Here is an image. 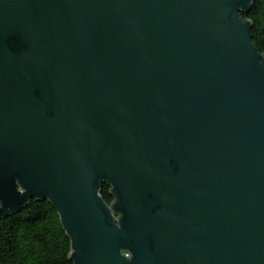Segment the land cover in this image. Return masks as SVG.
<instances>
[{
    "label": "water",
    "instance_id": "water-1",
    "mask_svg": "<svg viewBox=\"0 0 264 264\" xmlns=\"http://www.w3.org/2000/svg\"><path fill=\"white\" fill-rule=\"evenodd\" d=\"M252 2L0 0V220L47 200L74 264H264Z\"/></svg>",
    "mask_w": 264,
    "mask_h": 264
},
{
    "label": "trees",
    "instance_id": "trees-1",
    "mask_svg": "<svg viewBox=\"0 0 264 264\" xmlns=\"http://www.w3.org/2000/svg\"><path fill=\"white\" fill-rule=\"evenodd\" d=\"M251 23V42L264 54V0H253L241 15ZM111 187H99L107 206L113 202ZM71 242L57 211L47 200H31L20 213L0 220V264H74Z\"/></svg>",
    "mask_w": 264,
    "mask_h": 264
}]
</instances>
